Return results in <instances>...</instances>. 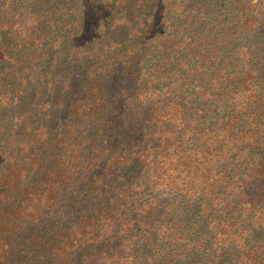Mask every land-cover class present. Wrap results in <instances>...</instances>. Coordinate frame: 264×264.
Segmentation results:
<instances>
[{
	"label": "trees",
	"instance_id": "16d2710c",
	"mask_svg": "<svg viewBox=\"0 0 264 264\" xmlns=\"http://www.w3.org/2000/svg\"><path fill=\"white\" fill-rule=\"evenodd\" d=\"M0 264H264V0H0Z\"/></svg>",
	"mask_w": 264,
	"mask_h": 264
}]
</instances>
